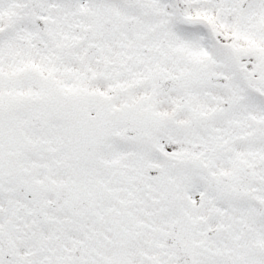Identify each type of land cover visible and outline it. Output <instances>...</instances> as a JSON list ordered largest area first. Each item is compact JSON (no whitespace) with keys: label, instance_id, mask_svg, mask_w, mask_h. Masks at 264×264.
<instances>
[{"label":"snow or ice","instance_id":"obj_1","mask_svg":"<svg viewBox=\"0 0 264 264\" xmlns=\"http://www.w3.org/2000/svg\"><path fill=\"white\" fill-rule=\"evenodd\" d=\"M0 264H264V0H0Z\"/></svg>","mask_w":264,"mask_h":264}]
</instances>
